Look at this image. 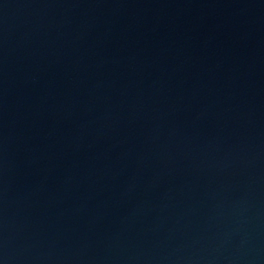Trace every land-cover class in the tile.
Here are the masks:
<instances>
[{
	"label": "water",
	"instance_id": "1",
	"mask_svg": "<svg viewBox=\"0 0 264 264\" xmlns=\"http://www.w3.org/2000/svg\"><path fill=\"white\" fill-rule=\"evenodd\" d=\"M0 264H264V0H0Z\"/></svg>",
	"mask_w": 264,
	"mask_h": 264
}]
</instances>
